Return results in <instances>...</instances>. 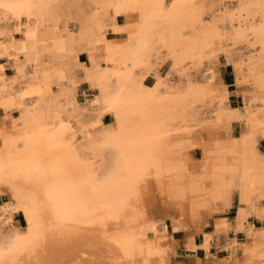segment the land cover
<instances>
[{
    "label": "bare ground",
    "instance_id": "bare-ground-1",
    "mask_svg": "<svg viewBox=\"0 0 264 264\" xmlns=\"http://www.w3.org/2000/svg\"><path fill=\"white\" fill-rule=\"evenodd\" d=\"M251 42L262 55L237 62L234 47ZM224 63L264 102V0H0V264H108L114 249L58 234L81 233L58 221L63 208L86 211V224L95 214L97 233H121L126 256L151 254L150 264H173L179 231L187 251H204L189 264H264V229L253 224L264 222V109H231ZM216 102L213 120L201 119ZM71 184L84 202L64 204ZM23 206L35 212L25 227ZM221 238L230 255L218 262L209 253Z\"/></svg>",
    "mask_w": 264,
    "mask_h": 264
},
{
    "label": "rangeland",
    "instance_id": "rangeland-1",
    "mask_svg": "<svg viewBox=\"0 0 264 264\" xmlns=\"http://www.w3.org/2000/svg\"><path fill=\"white\" fill-rule=\"evenodd\" d=\"M119 21L123 22L124 19L123 18H119ZM110 37H113V36H110ZM253 42L251 43H242V44H238L237 46L234 47V51L236 53V56L235 58L237 59L236 61H241V63L243 65H246L248 64L250 61L254 60V59H257L258 56L260 57V55H262V49H261V46L260 45H254V43L252 44ZM253 46V47H252ZM81 59L85 62L86 61V56L85 54H83L81 56ZM250 59V60H249ZM243 60V61H242ZM171 68V65L170 64H167L165 66H163V68L161 69V73L163 75H166L169 70ZM234 68L233 65H230L228 63H224L221 65V72H220V75H219V80L223 83V85L228 89L226 94L225 95H228V104L229 106L231 107L232 110H237L240 112L241 115H245L246 112H247V108L249 109H252L254 111H258L259 109H264V102L263 101H259V100H254V97L253 95L252 98L249 94L246 93L245 90L241 89L240 88V83L237 81V72ZM9 74H11L10 72H8ZM205 75H204V74ZM192 75H193V78L198 81V82H201L203 81V79L205 78L206 76V71L202 70L201 72L200 71H192ZM176 81L178 80V78L175 79ZM153 79L152 77H149L146 81V84L148 85H151L153 83ZM254 87V85H253ZM258 89L260 88L259 85L257 86ZM85 89V88H84ZM15 91L17 93H21L23 94V86L22 84H19L16 86V89ZM80 101L81 102H84L86 101V97L81 95L80 96ZM218 102V101H217ZM216 102V104H207V106H204L202 107L200 110V118L201 119H204V120H208V121H211L213 120L215 114H216V109L218 107V103ZM263 102V104H262ZM216 108V109H215ZM258 109V110H256ZM202 114V116H201ZM212 116V117H211ZM205 117V118H203ZM211 117V118H210ZM115 118V114L114 112L110 111V110H107L105 111V115H104V123H112L113 122V119ZM210 119V120H209ZM243 126L241 125V123L239 122H236L235 123V134L238 136L243 128ZM260 148L262 150V152L264 153V138H262L260 140ZM196 157L197 158H201V153L199 150L196 151ZM36 180V179H35ZM35 180H32L31 182V185L34 183ZM31 181L30 179L28 180V182ZM28 182H24L23 185H26ZM71 187H69L71 189V191L68 193L71 194L72 193V200H75L76 198L81 201V202H84L85 199L84 197H78V194H80V192L84 191L85 188L84 187H74L73 184L70 185ZM74 190V192H73ZM28 195V190L25 191ZM24 192V196H26V193ZM85 192H95L96 194H100L102 191L101 189H97L96 191H85ZM44 193V192H42ZM63 195V194H62ZM58 196L57 197L54 195L53 197H51V199H49V202L51 203H58L59 200H61L65 195L63 196ZM238 195V196H237ZM4 198V199H3ZM0 197V203H3L5 201H7V197ZM6 198V199H5ZM236 198V199H235ZM235 198H234V203L229 211V214H228V219L230 221H233L234 218H235V215H236V210L238 209L239 207V204H240V195L237 193L235 195ZM41 202V201H40ZM41 204L39 205H36L35 208L39 207ZM59 207V205H58ZM20 209L17 211V216H16V221H18V225L21 226V227H25L26 224H29L32 222V218L30 217V214L31 213H35L33 210H32V206H29V207H19ZM38 212H36V215L39 214L42 210L41 209H38L37 210ZM22 213L24 218H25V221H26V224H25V221H21V217L19 216V214ZM97 219H100V218H96L94 219L95 221H93V223H96ZM217 216L212 218L210 220V223L206 226V233H215L216 232V229H217V225L216 224V221H217ZM24 220V219H23ZM48 223H50V227H53L55 230L57 228H60V227H63L61 224H57V225H54V220L52 217H49L48 218ZM99 221V220H98ZM212 222V223H211ZM254 226L255 228L261 230V229H264V222L261 220V221H254ZM54 225V226H53ZM168 225L170 226V222H168ZM57 228H56V227ZM59 226V227H58ZM87 233H97V229L95 230H87ZM169 233H171V230L169 231ZM196 232H194L193 234H195ZM202 231L199 232L198 234H196V241L197 243H201L202 241ZM233 233V232H231ZM185 232L183 231H179L178 233H176V236L175 238L178 240L181 239V246H179L176 250V252L174 253L173 255V264H189L190 262H195L196 260H198V257L202 260L205 259V255H204V251L203 250H198V257H197V254H195L194 252H190V251H187L184 247H185V242H186V238H185ZM239 239H240V242L244 241L245 240V237L243 235H239ZM231 238L233 237V235L230 236ZM219 247H217L216 249H212V251L209 253V256L211 259H214V261H223V259L227 258L230 253H228L226 251V245H227V242L225 239L221 238L219 240ZM116 251V253L114 254V256H111V258L108 260V264H150L152 262V256L151 254H145L143 252H138L135 257H131L130 255L129 256H126V252L124 251L123 248H119V249H114ZM147 255V257H145ZM149 257V258H148ZM222 258V259H221ZM150 261V262H149ZM206 263V261H203Z\"/></svg>",
    "mask_w": 264,
    "mask_h": 264
},
{
    "label": "flooded vegetation",
    "instance_id": "flooded-vegetation-1",
    "mask_svg": "<svg viewBox=\"0 0 264 264\" xmlns=\"http://www.w3.org/2000/svg\"><path fill=\"white\" fill-rule=\"evenodd\" d=\"M72 201H75V202H77L76 200H72V197H71V199L70 200H68V202L67 203H64V204H71V202ZM67 206V208L68 207H70V206ZM83 207V206H82ZM80 208V207H79ZM72 209V208H71ZM74 209V208H73ZM78 209V208H77ZM82 209V208H81ZM63 210V211H62ZM64 210H66L65 208H63V209H60V212L58 211V213H57V216H59V217H57L58 218V221H62V219L64 220L65 219V221H64V225H66V226H68V224H69V228L70 229H72V228H74V227H72V226H74L75 225V227L76 226H79L80 227V230L78 229V231H80L81 233H58V234H61V235H81V236H83V237H85V238H87L89 241L91 240V241H93V243H95L96 244V240H97V243H98V245H102V246H100V247H105V248H112V249H119L120 247H122V246H124V243H125V240H124V242H123V240L122 239H124V238H122L123 236H120L121 235V233H108V235H107V233H87V230H95V229H97L96 228V226L95 225H93L92 224V221L91 220H93L94 219V215L95 214H93V216L91 215L92 213H90V215H91V217L89 216V213H88V216H89V222H87V224L85 223V218H79L82 222H83V224H82V222L79 224L78 222V215H80L81 213H82V216H83V213L85 214L86 213V211H77V215L75 214V216L76 217H71L72 215H71V213H68V212H70V210H68L67 209V211L65 212ZM62 211V212H61ZM79 212V213H78ZM60 213V214H59ZM62 213H65V214H63L62 215ZM70 216H68L67 214ZM87 214V213H86ZM62 215V216H61ZM65 215H66V217H65ZM19 216L21 217V221H25V218H24V216H23V214L22 213H20L19 214ZM85 217H86V215H84ZM87 216V217H88ZM65 217V218H64ZM81 217V216H80ZM87 217H86V221H87ZM70 218V219H69ZM73 218V219H72ZM24 219V220H23ZM69 219V220H68ZM68 220V221H67ZM77 220V221H76ZM67 221V222H66ZM71 221V222H70ZM18 222V221H17ZM74 222V223H73ZM76 223V224H75ZM25 224H26V221H25ZM71 226V227H70ZM78 227V228H79ZM82 228V229H81ZM87 228V229H86ZM63 229H65V228H63ZM74 229H77V228H74ZM55 234H57V233H55ZM104 234H105V236H104ZM112 235V236H111ZM107 236H109L108 238H107ZM98 237V238H97ZM100 237H103V238H100ZM105 238H107L108 240H106ZM117 238V239H116ZM121 238V239H120ZM95 239V240H94ZM111 239H112V241H111ZM123 243H122V242ZM117 242V243H116ZM108 246V247H107ZM125 247V246H124Z\"/></svg>",
    "mask_w": 264,
    "mask_h": 264
}]
</instances>
